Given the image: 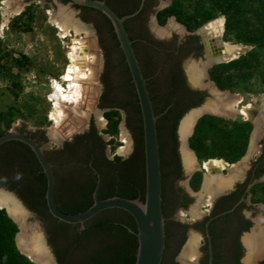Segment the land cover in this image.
Returning <instances> with one entry per match:
<instances>
[{
	"label": "flooded vegetation",
	"instance_id": "af4514ba",
	"mask_svg": "<svg viewBox=\"0 0 264 264\" xmlns=\"http://www.w3.org/2000/svg\"><path fill=\"white\" fill-rule=\"evenodd\" d=\"M42 1H57L62 7L70 4L80 12L84 20L93 22L96 32L94 50L99 54H96V62L89 63L97 69L96 80L100 89L95 97L94 92L89 97L92 102L94 98L93 104L91 102L87 109L84 106L76 107L78 113L67 118L69 122H65L62 130L55 132V121L51 116L55 100L50 98L53 93L51 85L48 97L51 111L47 115L51 126L48 132L19 130L43 147L54 175L53 197L57 208L63 213L76 214L81 212L78 208L92 204L97 184L99 199L112 196L126 198L120 189L132 185V172L137 163L134 157L142 152L144 155L142 118L124 55L116 36L113 37V28V33L109 31V20L98 10L72 4L69 0ZM100 1H104L119 17L133 14L125 19L124 27L132 41L157 116L162 210L165 219V248L161 264H209L210 252L212 264H245L244 259L249 250L246 239L264 230V125L260 133H257L255 124L241 115L223 117L234 120L239 116L240 121L251 124L246 150L232 163L223 159L199 161L187 138L186 147L193 151L195 157V166L191 169H186L184 165L183 142L179 133V124L189 112L209 102L217 103L214 93L241 97L229 89L220 88L212 76L218 66L229 61L209 66L210 60L220 61L227 56L230 45H224L226 42L221 34L223 20L208 22L203 25H206L203 30V26L191 30L171 17L163 24L159 22V13L172 0ZM173 23L177 27L172 29L170 26ZM191 65L196 67L197 72L200 71L197 85L189 80L188 67ZM64 73L55 81L66 89L68 82L62 80ZM91 84L95 87L94 82ZM254 100L246 103L241 97L239 106L242 108L251 103L256 105L258 101ZM65 105L67 109L70 108L69 102H65ZM82 110L87 113L82 115ZM253 112L256 117L258 111ZM108 114L120 115L128 138L120 140L121 144L124 143L123 139L128 142L127 147L125 143V147L120 145L118 151L123 153L120 159L114 152L117 142L113 140L116 137L105 132L109 123ZM179 115L181 117L176 122ZM75 118L82 120L77 128L69 126ZM103 121L105 124H102ZM212 160L220 161L223 168L207 172L204 164ZM39 167L38 173L45 177ZM235 167L239 172L231 176ZM212 176L215 181L205 185V178ZM219 182L226 184L216 189ZM24 184L19 171L0 170V189L16 197L28 210L30 220L38 222L56 264H93L94 253L102 245L98 244L92 232H84L85 227L105 212L113 217L112 214H116L117 210L125 211L107 209L83 225L67 224L49 213L45 191L43 196L33 199L36 207L29 209L17 191ZM37 184H33L32 188ZM100 193L104 198H100ZM136 198H140V194ZM194 236L196 246L191 252L187 247ZM263 261L264 257L253 264H261Z\"/></svg>",
	"mask_w": 264,
	"mask_h": 264
},
{
	"label": "rangeland",
	"instance_id": "374dc122",
	"mask_svg": "<svg viewBox=\"0 0 264 264\" xmlns=\"http://www.w3.org/2000/svg\"><path fill=\"white\" fill-rule=\"evenodd\" d=\"M3 1L5 0H0V113L4 114L7 120H10V127L6 129L4 122H1L0 127L5 133L10 131L19 132V130H42L48 132L51 126L48 123L47 116L49 111H51L48 101V97L51 94L50 81L53 79L58 80L61 74L65 72V69H67L69 48L73 46L75 37V32L71 30L69 35L61 38L59 30L52 24V21L58 20L61 16L67 14L72 15V25L74 24L80 28L79 37L85 40V43L83 42L84 48L89 47V43H93L92 40L96 38L93 22L84 20L80 12L70 4H65L62 7L57 1L45 3L42 0H16L11 5L10 16L5 22L3 18ZM217 4L215 0L184 1L182 9L186 16L193 14L197 8L198 13L211 15V19L198 17L193 27L178 20L175 15L169 17L176 19L179 24L187 26L191 30H196L208 22L222 19L221 34L224 36V41L230 47L241 45L245 48L237 58L229 60L228 63L240 61L251 54L257 56L259 61L252 68L235 69L232 67L227 72L232 83L229 90L243 97L246 103H250L257 96H264V44H261L258 39L246 42L241 37L244 32L246 35L250 28L255 30L258 36L259 28L239 21L241 22L240 24H243L241 28L233 26L227 29L225 27V17L221 14L222 7ZM247 6L240 10L246 14L245 16H251L252 10L257 6V2L248 1ZM16 7L21 9L18 14L13 15L12 11ZM202 16L204 17L205 15ZM88 49L90 53L96 56L94 47L86 48V51ZM85 55H87V52ZM94 83L95 97L99 92L100 86L98 85V80L95 79ZM92 100L94 102V98ZM93 107L94 105H92ZM86 113L84 111L81 114L85 115ZM75 114V112H70L69 117ZM206 115L217 117L227 123L228 121L230 123L240 121L239 116L234 120L230 119L232 117L223 118L228 116L219 117L212 114H204L201 117ZM117 117H119L117 132L112 135L116 137L113 142H117L114 152L117 153V157L120 159L123 156V153L118 151L121 148L120 145L123 144L125 147L124 143H120V140L124 137L127 138V136L123 130V120H121L120 115L113 116L112 121L116 120ZM109 123L106 127L107 129L109 128ZM81 124L82 120L80 118V120H72L69 126L77 128ZM102 124H105V121ZM32 231L35 234L39 233V231L42 232L39 227H35Z\"/></svg>",
	"mask_w": 264,
	"mask_h": 264
},
{
	"label": "trees",
	"instance_id": "16d2710c",
	"mask_svg": "<svg viewBox=\"0 0 264 264\" xmlns=\"http://www.w3.org/2000/svg\"><path fill=\"white\" fill-rule=\"evenodd\" d=\"M188 0H172L171 4L162 10L159 15V22L163 24L169 16H177V19L185 22L190 27L195 25L198 17L203 19H211V15L198 13V8L193 14L185 15L182 9V4ZM217 5L222 7L221 14L225 17V27L241 28L240 24L253 25L258 27L257 32L250 28L246 35H242V39L246 42L260 40L264 44V0H215ZM248 1L257 2V6L252 10L251 16H245L241 12V8L248 7ZM243 10V9H242ZM202 15H205L204 17ZM248 17V18H247ZM246 18V20H245ZM240 19V20H239ZM109 31L112 32V26L107 22ZM242 32L241 30H239ZM113 33V32H112ZM113 37L115 35L113 34ZM257 56L249 55L247 58H242L240 61L227 63L218 66L216 73L212 76L220 88L230 89V75L227 74L230 68H252L258 62ZM235 63V64H234ZM118 114L114 115L115 117ZM181 115L176 119L179 120ZM113 116L107 115L109 120V128L107 132L110 134L117 132V124L119 117L112 121ZM4 122L6 129L10 127V120L0 113V126ZM231 124V125H230ZM251 130L249 122L237 121L230 123L213 116H203L196 123L192 135L189 137L190 148L195 152L199 161H205L213 158H223L228 162L237 161L244 153L248 143V137ZM5 134V131L0 127V136ZM0 170L5 172L19 171L24 178L26 184L21 185L19 193L29 209L36 207L35 197H41L46 188L45 177L38 173L40 165L37 162L34 154L28 146L21 142L12 141L0 146ZM138 151V150H137ZM134 160H137L134 171L132 172V185H127L121 188L122 196L128 199H135L140 194V199H144L145 193V172H144V155L143 152L138 153ZM199 182V180H197ZM38 183L33 189L32 185ZM198 186V185H197ZM38 187V188H37ZM102 197L101 193L99 194ZM91 205V204H90ZM89 204L78 208L79 211L86 210ZM116 214H107L96 218L90 223V226L85 227L84 232H92L98 244L102 247L96 250L93 264H134L135 253L137 249V239L134 234L130 233L126 226L135 228V223L132 217L126 212L117 210ZM43 213V212H42ZM17 225L7 216L4 209H0V264H34L26 256L21 254L15 245V235L17 233ZM107 242V244L105 243ZM106 244V245H105ZM264 264V261L261 263Z\"/></svg>",
	"mask_w": 264,
	"mask_h": 264
},
{
	"label": "water",
	"instance_id": "95a60500",
	"mask_svg": "<svg viewBox=\"0 0 264 264\" xmlns=\"http://www.w3.org/2000/svg\"><path fill=\"white\" fill-rule=\"evenodd\" d=\"M70 3L79 6L89 7L101 12L111 23L114 34L118 41L119 47L122 50L125 61L127 63L130 76L135 88V92L138 98V103L142 118V129H143V147H144V170H145V193L144 199L140 198L128 199L119 196H112L104 199L98 198V184L93 191V202L84 211L76 214H67L61 212L53 197L54 191V175L50 164L47 162L43 147L40 146L33 138L26 136L20 132L10 131L0 136V145L9 141H18L30 148L34 153L39 165L46 178V189H45V202L49 213L56 219L67 223V224H81L93 218L96 214L107 209H120L127 212L135 223V230L129 226L125 227L127 230L134 234L137 239V249L135 253L134 264H161L164 248H165V219L162 210V186H161V171H160V157H159V146L157 137L156 121L157 116L154 113L152 101L147 88L146 79L141 71L138 59L135 55L132 41L130 40L128 33L124 27L125 19L131 17L133 14L119 17L110 7H108L104 1L100 0H69ZM62 9V8H61ZM203 30V27H201ZM94 47H96L95 38ZM218 41L221 42L220 38ZM245 50L241 45H236ZM96 51V50H95ZM98 55L99 52L96 51ZM231 59H223L216 61H209V66L214 65L217 62H227ZM263 95H259L254 101H259ZM206 114L201 113L198 119ZM253 117L255 116L252 112ZM197 119V120H198ZM197 122V121H196ZM195 122V124H196ZM194 124V126H195ZM193 126V129H194ZM191 131V134L193 132ZM189 135V137L191 136ZM188 137V138H189ZM1 190V189H0ZM11 195L16 202L19 204L24 212L23 221L17 222L7 210H5L7 216L17 225V233L15 235V244L17 249V237L20 233L25 236L31 237L34 232L32 231L35 227H39L36 220H30L28 210L22 205V203L14 197L8 191L1 190ZM83 228V227H82ZM42 235V241L46 248L47 255L50 258L51 264H56L50 250L45 242L44 235ZM20 252V250H19ZM23 254L22 252H20ZM26 256L25 254H23ZM31 262L37 264L31 258L26 256ZM264 257V246L262 253L253 259L252 264L256 263ZM209 264H212V253L210 252Z\"/></svg>",
	"mask_w": 264,
	"mask_h": 264
},
{
	"label": "bare ground",
	"instance_id": "6f19581e",
	"mask_svg": "<svg viewBox=\"0 0 264 264\" xmlns=\"http://www.w3.org/2000/svg\"><path fill=\"white\" fill-rule=\"evenodd\" d=\"M16 0H5L3 1V18L5 22H7V18L10 16L11 5ZM21 9V8H20ZM20 9L16 7L12 14H18ZM62 14V13H61ZM52 24L59 30V35L61 38L69 35L72 31L75 32V37L73 39V46L69 48L68 61L69 64L62 78L63 81L68 82V86L66 89L62 87V85L55 81V79L51 82L53 87V93L50 98L55 100V105L51 116L55 121V132L58 130H62V126L66 124L67 118L69 117L70 112L78 113L76 107H85L86 109L91 105L90 96L92 92H94L95 87L91 84L96 79V69L92 67L89 62L93 64L96 62V56L93 53L89 52V49L86 51V48L94 47L93 43H89V47L84 48L85 40L79 37V27L76 25H72V15L67 14L61 16L60 19L52 21ZM212 24V23H211ZM80 26V25H79ZM206 26V25H205ZM203 26V29L204 27ZM176 24H172L170 28H176ZM160 33V31L157 30ZM221 33V32H220ZM225 43L224 45L226 46ZM228 52L224 49V53L226 52V57L223 59H234L237 58L241 52L244 51L243 48L237 46H229L227 49ZM87 52V55H85ZM223 53V54H224ZM94 69V70H93ZM196 67L189 66L188 67V76L189 80L197 85L200 80V71H196ZM61 81V80H60ZM215 100L217 103L209 102L202 108L192 110L189 112L184 118L181 120L179 133L180 138L183 142L182 145V157L184 161V165L186 169H191L195 166V157L193 151L189 150L186 147V139L191 134L193 126L197 121L199 115L204 112H209L213 115L217 116H228L234 117L236 115H241L246 120L252 121L255 124V129L257 133H260V129L262 125H264V96L260 98L256 105L248 104L243 106L242 108L239 106L241 102V98L239 96H232L228 94H220L214 93ZM89 98V99H88ZM65 102H69V109H67ZM84 108V109H85ZM82 109V108H81ZM257 110L258 115L253 117L252 112ZM69 111V113H68ZM85 110H82L83 113ZM76 119V118H75ZM65 130V129H64ZM124 135V134H123ZM126 147L128 146V142L126 139H123ZM124 150V149H123ZM204 168L207 172H212L215 170H221L223 168V164L220 161L212 160L204 164ZM238 168H233L231 172V176H235L239 171ZM215 181V177H206L205 185L210 184ZM220 183V182H219ZM218 183L216 189L222 188L224 184L221 182ZM228 183V182H227ZM0 209H5L8 213L19 223L23 224L24 212L16 202V200L9 194L4 193L0 190ZM246 244L249 247L248 253L244 259L245 264H251L253 259L259 256L262 253V249L264 246V230H259V233L252 235L251 237L246 239ZM17 246L23 254L31 258L37 264H51L50 258L47 255L46 248L42 241L41 233H34L31 237L25 236L23 233H20L17 237ZM196 246V237H192L188 243L187 249L193 252V248Z\"/></svg>",
	"mask_w": 264,
	"mask_h": 264
},
{
	"label": "built area",
	"instance_id": "2783aa9c",
	"mask_svg": "<svg viewBox=\"0 0 264 264\" xmlns=\"http://www.w3.org/2000/svg\"><path fill=\"white\" fill-rule=\"evenodd\" d=\"M50 99L48 98V101H49ZM51 102H53V101H51ZM54 104V103H53Z\"/></svg>",
	"mask_w": 264,
	"mask_h": 264
}]
</instances>
